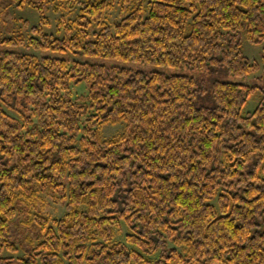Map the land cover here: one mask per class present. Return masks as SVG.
I'll return each instance as SVG.
<instances>
[{
    "label": "trees",
    "instance_id": "obj_1",
    "mask_svg": "<svg viewBox=\"0 0 264 264\" xmlns=\"http://www.w3.org/2000/svg\"><path fill=\"white\" fill-rule=\"evenodd\" d=\"M63 1L81 4L75 33L39 23L28 39H0V264H264V86L214 76L260 68L243 36L263 44L264 73V0H123L136 3L92 38L86 27L111 3ZM26 40L212 76L11 48ZM121 121L122 133L103 136ZM45 188L62 193V217L27 214L22 196ZM122 224L125 241L115 238Z\"/></svg>",
    "mask_w": 264,
    "mask_h": 264
},
{
    "label": "rangeland",
    "instance_id": "obj_2",
    "mask_svg": "<svg viewBox=\"0 0 264 264\" xmlns=\"http://www.w3.org/2000/svg\"><path fill=\"white\" fill-rule=\"evenodd\" d=\"M29 0H24L23 4L20 1H12L6 4L0 5V39L3 37L11 36H20L28 39L32 34L31 27L36 24H43V28L46 32L51 33L55 36H63V29L58 32L59 24L69 23L72 26V33H75L79 28H82V25H78L75 21L77 16L81 12V4H78L74 7H69L67 3L63 0H31L42 1L43 9L39 11L33 4L28 3ZM83 2L87 0H82ZM110 4L106 8L102 17L99 21L93 22V25L86 27L87 32L89 33L88 38H90L93 32L99 29L104 23H113L116 20H119L122 16L127 14L129 9L136 3L134 1H123V0H107ZM38 4V2H36ZM141 3L145 6L147 1L142 0ZM63 27V26H62ZM85 27V26H84ZM92 38V37H91ZM27 40L24 44L18 45L16 48L23 52H33L39 55H51L64 57L66 59H78L82 61H91V62H100V63H112L120 64L128 67L142 68V69H156V70H165L168 72H175L181 74H188L203 78L209 81V78L212 76L211 73H202L198 70H185V69H176V68H166L158 67L154 65L142 64L138 62H123L116 59H108L103 57H86L78 54H74L71 51L66 52H55V51H37L32 47H27ZM241 50L244 55L250 57L253 60H258L261 64L260 68L249 75L246 76H235L227 73H218L214 76L218 79L228 80L232 82L246 83V84H256L259 86H264V73L262 68V52L263 44H255L249 42L245 36L242 38ZM87 92V87L84 83L79 85L72 86V95L74 98L79 97V95H85ZM260 90H256L248 99L245 106L242 109V113H247L254 110L257 106L260 96ZM27 108L32 107V99H28ZM24 113L29 114V111L25 107H21ZM9 112L13 116H17L19 113L15 111ZM126 123L124 121L118 122L116 124L106 123L102 127L103 136L106 138L118 135L122 133L125 129ZM261 162L260 167L263 166ZM260 175L264 177V171H260ZM37 194H32L29 196H22L23 206L26 207L27 214L30 215V218L33 214L41 213V215L51 219H57L62 217L66 212L65 200L61 196L62 193L55 192V190H48L47 188L39 190ZM214 203H216L214 201ZM26 214V213H25ZM127 228L122 224L121 231H118L115 235V238L119 241H125V234ZM23 251L19 250L18 252H9L5 251L4 255H16L20 256ZM65 264H67L65 262Z\"/></svg>",
    "mask_w": 264,
    "mask_h": 264
}]
</instances>
